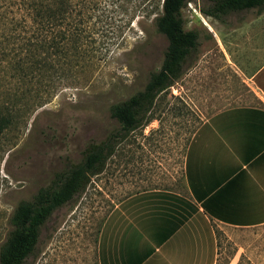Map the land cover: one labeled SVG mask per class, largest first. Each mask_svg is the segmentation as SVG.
<instances>
[{"label": "rangeland", "instance_id": "374dc122", "mask_svg": "<svg viewBox=\"0 0 264 264\" xmlns=\"http://www.w3.org/2000/svg\"><path fill=\"white\" fill-rule=\"evenodd\" d=\"M36 2L0 0V104L20 100L11 95L26 87L37 88L36 71L31 81L22 78L37 59L33 47L27 50L37 36L31 12ZM136 4H127V15L120 16L125 19L101 29L108 34L98 43L110 50L93 69L60 83L50 102L1 137L0 247L20 205L35 202L40 190L69 184L68 174L94 148L120 143L126 132L112 107L144 92L152 75L170 64L169 42L154 22L160 10L151 7L146 15ZM210 7L208 0L184 3L180 21L197 35V48L178 58L180 69L175 75L169 71L171 84L148 120H139L141 126L120 143L105 171L88 174L64 204L42 208L39 242L24 264H99V235L117 205L151 189L185 191L184 155L203 122L232 107L264 106V12L216 19L207 14ZM215 227L218 264H264V235Z\"/></svg>", "mask_w": 264, "mask_h": 264}, {"label": "crops", "instance_id": "0c3cea01", "mask_svg": "<svg viewBox=\"0 0 264 264\" xmlns=\"http://www.w3.org/2000/svg\"><path fill=\"white\" fill-rule=\"evenodd\" d=\"M184 182L183 192L151 189L117 205L99 235V264H218L215 226L260 239L264 106L232 107L203 122L184 155Z\"/></svg>", "mask_w": 264, "mask_h": 264}, {"label": "trees", "instance_id": "16d2710c", "mask_svg": "<svg viewBox=\"0 0 264 264\" xmlns=\"http://www.w3.org/2000/svg\"><path fill=\"white\" fill-rule=\"evenodd\" d=\"M110 2L112 8L105 2ZM187 0H37L31 9L33 22L37 26L35 43H30L27 49L37 54V59L22 75L24 80L31 81L33 72H37V88H24L20 95L15 92L11 96L16 100L10 105L0 104V139L9 130L30 117L36 108L50 102L57 92L60 83L76 80L84 76L88 69H93L101 60L104 52L110 49L98 43L99 36L108 34V29L120 19L121 14L127 15V4L136 3L135 10L151 14L150 8L158 11L154 17L157 32L165 37L169 46L166 58L170 64L164 67L145 86L144 92L122 101L112 107V117L121 124L126 132L123 139L127 140L129 133L136 131L141 125L139 120L146 121L153 112L156 101L167 90L171 74L180 69L179 57L189 50L197 48V35L185 31L180 21V12ZM211 7L207 14L220 19L235 12L257 10L264 12V0H208ZM143 4L146 6L140 9ZM121 11L123 13H121ZM98 25V27H97ZM114 31V29H113ZM110 32V30H109ZM114 33V32H113ZM30 58V57H29ZM171 67H174L172 70ZM175 75V74H174ZM167 81V82H166ZM19 95V96H18ZM29 98V99H28ZM32 98V101H31ZM145 121V122H146ZM120 143L114 147L104 143L94 148L84 162L68 174L71 181L62 185L59 190H40L36 200L30 204L20 205L12 214V229L0 247V264H24L34 253L39 242V224L45 205H62L68 201L78 186L89 180L88 174H102L109 160L115 156ZM1 145H0V153ZM79 191V190H78Z\"/></svg>", "mask_w": 264, "mask_h": 264}]
</instances>
